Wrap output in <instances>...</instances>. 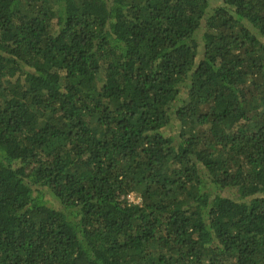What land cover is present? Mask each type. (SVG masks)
<instances>
[{
	"label": "trees",
	"instance_id": "1",
	"mask_svg": "<svg viewBox=\"0 0 264 264\" xmlns=\"http://www.w3.org/2000/svg\"><path fill=\"white\" fill-rule=\"evenodd\" d=\"M0 264H264V0H0Z\"/></svg>",
	"mask_w": 264,
	"mask_h": 264
},
{
	"label": "rangeland",
	"instance_id": "2",
	"mask_svg": "<svg viewBox=\"0 0 264 264\" xmlns=\"http://www.w3.org/2000/svg\"><path fill=\"white\" fill-rule=\"evenodd\" d=\"M132 196H133V199L136 201V202H139V198H137L136 196H134L133 194H132Z\"/></svg>",
	"mask_w": 264,
	"mask_h": 264
}]
</instances>
